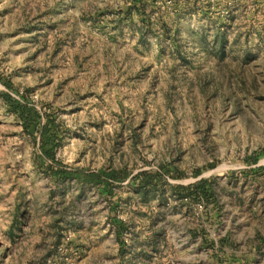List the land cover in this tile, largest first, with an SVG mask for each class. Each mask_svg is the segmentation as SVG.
I'll list each match as a JSON object with an SVG mask.
<instances>
[{"label": "rangeland", "instance_id": "rangeland-1", "mask_svg": "<svg viewBox=\"0 0 264 264\" xmlns=\"http://www.w3.org/2000/svg\"><path fill=\"white\" fill-rule=\"evenodd\" d=\"M0 264H264V0H0Z\"/></svg>", "mask_w": 264, "mask_h": 264}, {"label": "trees", "instance_id": "trees-1", "mask_svg": "<svg viewBox=\"0 0 264 264\" xmlns=\"http://www.w3.org/2000/svg\"><path fill=\"white\" fill-rule=\"evenodd\" d=\"M9 106L20 114L24 127L30 133L37 132L40 128V150L44 157L50 160L51 164L48 166L49 171L60 178H76L79 181L103 186L105 188L111 187L113 183H121L130 178V181L138 187H146L149 184L158 182L166 171L146 170L137 172L132 175L122 170H98V171H83V170H66L61 162L55 156L57 135L55 133L54 122L51 117L42 114L35 106L28 103H22L16 100L11 94H3ZM205 180L199 182L202 185Z\"/></svg>", "mask_w": 264, "mask_h": 264}]
</instances>
